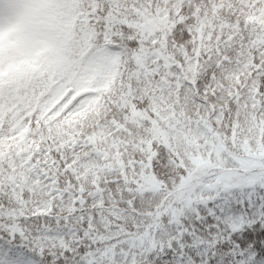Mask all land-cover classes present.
Instances as JSON below:
<instances>
[{
  "label": "snow or ice",
  "instance_id": "obj_1",
  "mask_svg": "<svg viewBox=\"0 0 264 264\" xmlns=\"http://www.w3.org/2000/svg\"><path fill=\"white\" fill-rule=\"evenodd\" d=\"M0 264H264V0H0Z\"/></svg>",
  "mask_w": 264,
  "mask_h": 264
}]
</instances>
